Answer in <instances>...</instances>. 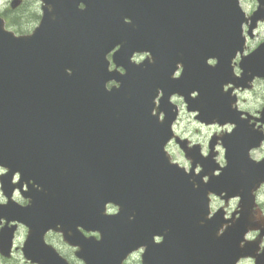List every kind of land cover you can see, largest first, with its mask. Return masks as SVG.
Wrapping results in <instances>:
<instances>
[{
  "label": "water",
  "instance_id": "obj_1",
  "mask_svg": "<svg viewBox=\"0 0 264 264\" xmlns=\"http://www.w3.org/2000/svg\"><path fill=\"white\" fill-rule=\"evenodd\" d=\"M43 1L51 10L43 7L31 35H15L0 18V166L7 169L0 183L7 197L17 186L30 199L25 206L0 204V216L29 226L24 256L39 264H67L42 239L57 225L79 246L77 255L86 264H121L140 246L144 264H236L252 255L257 245L245 234L254 228L264 234V222L251 214L264 165L248 157L263 136L241 134L237 125L223 137L228 166L219 176L212 175L217 165L196 147L193 162H200L202 172L185 174L165 145L177 113L171 92L181 93L204 123H239L235 97L224 99L221 85H238L230 60L243 50V23L249 22L250 34L264 19V0H257L249 17L238 0ZM117 45L112 58L125 73L108 68L106 56ZM135 51H149L153 62L131 63ZM212 57L216 64H206ZM178 62L182 74L173 79ZM240 67L241 85L264 77V40L242 57ZM112 79L119 85L106 90ZM157 89L164 92L158 98L163 122L151 114ZM194 89L199 94L191 98ZM176 141L191 155L185 141ZM16 172L19 181L13 184ZM205 173L207 183L200 179ZM223 192L224 198L240 194L241 209L218 236L224 212L206 216L209 194ZM108 203L118 206L116 213L106 212ZM78 226L98 231L100 238L85 237ZM161 234L164 240L154 243ZM0 249L8 255L9 240ZM256 257V264H264V254Z\"/></svg>",
  "mask_w": 264,
  "mask_h": 264
},
{
  "label": "flooded vegetation",
  "instance_id": "obj_2",
  "mask_svg": "<svg viewBox=\"0 0 264 264\" xmlns=\"http://www.w3.org/2000/svg\"><path fill=\"white\" fill-rule=\"evenodd\" d=\"M39 1V0H37ZM254 1V0H253ZM40 2V1H39ZM241 2V0H240ZM255 5L248 11L249 13L254 10V8L257 5V1L255 0ZM26 4V0H7L6 4L4 5L3 8L0 9V17L3 18L6 27H8L9 29H11L12 31H14L16 34H29L33 31V29L35 28V26L39 23L40 18L42 16L43 13V8H42V2L39 3V5L34 9H30L29 6L27 9L24 10L23 5ZM46 10H50V5L45 6ZM28 22H30L28 24ZM263 22H259L258 27L260 24H262ZM23 24H28V25H23ZM256 33V32H255ZM255 33L252 37L247 39L246 45H245V49L243 51L244 54L250 52L253 48H255L256 44L254 45L252 43V41H254V36ZM144 57H146V54H140V53H136L134 55V60L136 61H140L142 60ZM240 57L241 54L240 53H236L234 56H232V59L230 60V66H231V76L233 78H236V82L238 83V85L229 82V83H225L224 84V88L227 90L226 92H223V98L224 99H230L232 97V94L234 93L236 95L235 97V107H237L239 110H241V114L237 115L236 117H238L239 119V123L237 124L241 130V134H244L247 131H253L250 125H255V127L264 130V122H261L258 118H260V114H259V110H251L250 106H246L244 105V95L245 94H250L251 92H254L255 90H259L261 91V93H263L264 95V78L262 77H254L253 80L247 82L249 85H247V87H244L245 80L243 79H239V77H241V68H240ZM216 62V59L210 58L208 59V63L214 64ZM111 67H113V64L111 65ZM181 65L178 67V70L176 72L180 73L181 71ZM246 83V84H247ZM174 104L176 105V110H177V114L172 122V130L174 132V135L176 136H180L182 138H187L186 134H185V130H184V124H183V120L185 119L186 116L190 117L191 119H193L194 121L197 122V119H195V114L188 112L185 108V104L183 101V98L179 95H174L172 97ZM177 100H181V101H177ZM264 106V104L262 105V107ZM261 107V108H262ZM158 115H163L165 116L164 113H158ZM199 123V122H198ZM201 126H207L209 128H211V125H204L199 123ZM258 132V131H256ZM212 135V134H211ZM188 141V152L191 153V155H188V157H184V160H179L178 158H176L174 155H172L174 158L171 159L178 162L179 165L184 166V162L187 158H190L193 161V151L190 149L193 144V142L190 141V139L187 138ZM209 141V139H208ZM206 144V147L210 150V143H212V139ZM219 143V139L217 140V143ZM170 144H174L176 147H179L178 143L175 141V139L173 138L169 143L168 146ZM191 146V147H190ZM195 149V148H194ZM198 149V148H197ZM180 150V149H179ZM181 152V151H180ZM198 154L200 155V157H202L201 152L198 151ZM182 153V152H181ZM249 157H251L252 159L255 158H260L261 160H264V136L262 137V139L260 140L259 144L257 146L251 147L249 150ZM209 158L211 159V156H209ZM212 160V159H211ZM218 162V161H217ZM264 165V162H262ZM195 167L197 169H200V165L199 162L195 163ZM264 189V184L255 192V196L257 198V204L254 206V208L252 209V216L254 218L257 217V215L259 216H264V212L262 211V209L259 207L258 202L262 200V197L260 196V192L263 191ZM17 192L14 193V197H17ZM20 201H18L16 198V200L18 202H22V204L26 203V200L22 199L21 197ZM216 198V197H215ZM219 199V198H218ZM4 201V200H3ZM219 202L221 201L222 203H224L223 200H218ZM237 210V206L235 205V207L232 209V211ZM227 215H230V212H227ZM0 238L1 240L4 242L7 238L8 235V229L7 227L12 229V251L10 256L8 257H4L1 256L0 257V264H38L35 261H31V260H27L22 256V251H21V247L23 242L25 241L27 235H28V227L18 221L15 220H11L6 222L5 219H1L0 221ZM84 234L86 235H93L95 234V236H97L96 233L91 234V232H86L83 231ZM249 239L251 240V243L253 245H257V247H255L254 253L251 255L250 258H246V259H242L239 264H243L245 261H248L249 264H256V256L258 255L257 253L259 252V255L264 254V235H260V231L257 230H253L250 231L249 235H248ZM43 240L46 244L54 247V249H56V251L59 253L60 256H62L67 262L68 264H84L81 259L77 256V250L78 247L76 246H72L69 243H67V241L64 238V235L61 231L59 230H53V229H49L47 230L44 234H43ZM156 241L160 242L161 241V237H156ZM21 253V256L19 259H21L19 262H13L16 258L13 257L15 252H19ZM134 258H138V253H133L132 255H130V258H128L126 261L123 262V264H131L133 262V260H135ZM140 261V260H139ZM141 264V263H140Z\"/></svg>",
  "mask_w": 264,
  "mask_h": 264
},
{
  "label": "clouds",
  "instance_id": "obj_3",
  "mask_svg": "<svg viewBox=\"0 0 264 264\" xmlns=\"http://www.w3.org/2000/svg\"><path fill=\"white\" fill-rule=\"evenodd\" d=\"M148 62L149 63L153 62V57L151 54H148ZM205 62L207 64V58H206ZM177 64H181V63L178 62ZM65 71L68 74H71V71L69 69H66ZM171 75H172L173 79L180 77V73L175 72V69L173 70ZM117 88H119V87H117ZM105 89L110 91L112 88H105ZM221 90L223 92L227 93V90L224 88L223 84L221 85ZM157 94H160L161 99H162L164 92L162 89H157L155 96L152 98L154 107L151 109V114L156 116L159 121L163 122L165 119L164 116L158 115V113H162L163 111L162 110L158 111V106L160 103L159 104L156 103ZM173 94H175V93L171 92L168 96L173 95ZM178 94L182 95L181 93H178ZM198 94H199V92L196 89L189 92V96L191 98H196L198 96ZM161 99H160V102H161ZM261 104H264V100L257 102V110H259V105H261ZM196 109H197V111H199L198 108H196ZM260 119L264 120V112L261 113ZM208 124L211 125L210 132L212 133V135H210L208 137V139H212L213 135H214L216 138L219 139V143L218 144L214 143L210 150L205 145H201L199 141H194L193 145L196 148H198V151L201 152L202 158H208L209 156H211L212 161L217 165V167L212 169V175L213 176H219V175H221L222 170L228 166V160L226 158L227 148L224 144L223 137H225L227 135H231L234 132V130L237 128V123L233 120H224L223 122H220L219 120H211V121H208ZM250 126H251L253 131H258L260 133V135L264 136V130H261V129L255 127V125H250ZM162 150H163V146H162ZM248 158L254 163L264 162V160H261L260 158H255V159H252L251 157H248ZM217 161H218V163H217ZM195 163L190 158H187L184 162V166H181L179 168H181L185 174L198 175L202 172V170L197 169L195 167ZM200 179L203 183H207L209 181L210 177L207 173H205L200 177ZM198 187H199L198 184H195V183L193 184V188H198ZM36 189L40 190V186L36 185ZM225 194L228 195V193H225ZM232 195L234 197V199L232 200V203L237 206V210H240V194L236 193V194H232ZM207 209H208V207H207ZM213 215H215V213L209 214V211H207L206 218L211 219V218H213ZM129 219L131 220V219H133V217L130 216ZM225 221H227V220H225ZM229 226H230L229 223L221 224L217 229V235L218 236L223 235ZM257 254L259 255L260 253L258 252Z\"/></svg>",
  "mask_w": 264,
  "mask_h": 264
},
{
  "label": "rangeland",
  "instance_id": "obj_4",
  "mask_svg": "<svg viewBox=\"0 0 264 264\" xmlns=\"http://www.w3.org/2000/svg\"><path fill=\"white\" fill-rule=\"evenodd\" d=\"M254 1L253 0H241L240 4H241L242 9L247 13L255 5ZM6 2H7V0H0V9L4 7ZM39 3L40 2L37 0H26V4L23 5L24 10L27 9L28 6L30 9L34 10L39 5ZM29 23L30 22H28V24ZM28 24H23V25H28ZM255 32L256 33L254 36V41H252V43L254 42L253 44L257 45L264 38V22L262 24H260L259 27H257ZM244 98H245V101H244L245 104L244 105L250 106L251 110L255 111V110H257V102L264 100V95H263V93H261V91L255 90L254 92H251L250 94H248V93L245 94ZM177 101L179 102L181 100H177ZM262 105L263 104L259 105V109L262 107ZM183 124H184L183 128L185 130V134H186L187 138L190 139L191 142L199 141L201 145L206 146L207 141H208V137L212 134L210 132L209 127L201 126L198 122L194 121L193 119H191L188 116H186L185 119L183 120ZM167 148H168L171 156L174 155L179 160H184L183 154L180 152L179 148L176 147L174 144H170ZM172 158H174V157L172 156ZM0 173H1V169H0ZM260 193H261L260 196L262 197V200L259 201L258 204H259V207L264 212V189ZM16 199L18 201H20L19 195H17ZM3 200H4V197L0 192V201H3ZM214 203L216 205H224L221 201L217 202V200H214ZM226 205L227 206H224V207L229 211H231L235 207V205L232 203V201H229ZM20 256H21L20 251L15 252L13 257H15L16 259L13 262H19L21 260V259H19ZM131 264H140L139 257L137 259L133 260V262ZM243 264H249V263H248V261H245Z\"/></svg>",
  "mask_w": 264,
  "mask_h": 264
}]
</instances>
